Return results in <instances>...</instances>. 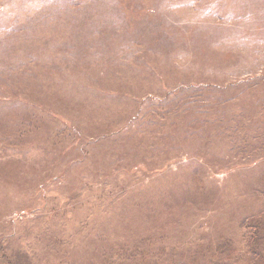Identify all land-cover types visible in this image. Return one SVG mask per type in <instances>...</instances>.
Wrapping results in <instances>:
<instances>
[{
    "label": "rangeland",
    "instance_id": "rangeland-1",
    "mask_svg": "<svg viewBox=\"0 0 264 264\" xmlns=\"http://www.w3.org/2000/svg\"><path fill=\"white\" fill-rule=\"evenodd\" d=\"M257 222L264 0H0L2 260L264 264Z\"/></svg>",
    "mask_w": 264,
    "mask_h": 264
},
{
    "label": "trees",
    "instance_id": "trees-1",
    "mask_svg": "<svg viewBox=\"0 0 264 264\" xmlns=\"http://www.w3.org/2000/svg\"><path fill=\"white\" fill-rule=\"evenodd\" d=\"M253 225H254V232H253V235H255L256 234V232H258V231H264V223H253ZM259 238V237H258ZM253 245V244H252ZM258 246V245H257ZM250 249H251V251L255 254V252H254V247H250ZM249 251V250H248ZM0 264H11V263H9L8 261H6V260H2V258H0Z\"/></svg>",
    "mask_w": 264,
    "mask_h": 264
}]
</instances>
